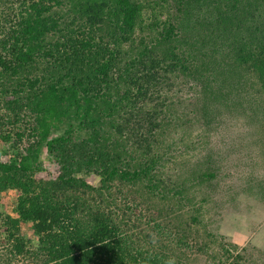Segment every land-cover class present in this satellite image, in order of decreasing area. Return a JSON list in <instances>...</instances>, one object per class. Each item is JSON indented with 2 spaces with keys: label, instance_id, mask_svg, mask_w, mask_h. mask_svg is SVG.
Segmentation results:
<instances>
[{
  "label": "rangeland",
  "instance_id": "1",
  "mask_svg": "<svg viewBox=\"0 0 264 264\" xmlns=\"http://www.w3.org/2000/svg\"><path fill=\"white\" fill-rule=\"evenodd\" d=\"M130 1L140 12L128 41L113 37L119 35L116 28L123 21L122 0H62L64 4L56 9L57 18L64 16L62 29L73 25L80 40L92 37L97 44H109L120 70L140 53L166 58L164 69L155 67L150 58L129 73L141 78L139 85L132 81L136 87L127 84V77V82L119 79L116 69L103 84L104 95L97 104L95 118L101 117V125L94 126L103 151L135 157L137 163H159L148 178L128 186L116 181L108 192L111 203L117 204L113 209L127 218L122 226L128 244L135 253H164L163 260L169 264H264V70L257 68L264 60L257 47L264 40L260 18L264 0ZM255 8L254 16L248 14ZM79 15L91 16L97 24L91 29ZM172 25L174 32L167 37ZM243 46L257 53L244 59ZM92 64L84 65L78 75L93 72L96 63ZM153 75L162 82H150ZM34 120L27 115L23 126L36 127ZM154 121L158 131L149 132ZM30 132L23 143L11 145L21 147L23 153L36 141ZM46 150L40 156L42 170L33 177L37 183L58 181L60 174L56 157ZM13 158L9 152L0 156V163ZM87 180L98 186L101 178L92 175ZM3 182L14 184L7 176ZM157 185L170 197L158 196L159 188L150 190ZM82 191L68 190L63 195L84 198ZM24 194L20 189L1 190L0 218L20 219L17 208ZM27 195L36 203L40 187ZM4 228L0 229L2 257L10 247ZM20 228L37 248L33 224L21 223Z\"/></svg>",
  "mask_w": 264,
  "mask_h": 264
},
{
  "label": "trees",
  "instance_id": "2",
  "mask_svg": "<svg viewBox=\"0 0 264 264\" xmlns=\"http://www.w3.org/2000/svg\"><path fill=\"white\" fill-rule=\"evenodd\" d=\"M61 1L0 0V156L9 152L14 155L10 162L0 163V191L20 189L25 193L19 198L17 208L20 219L0 218V229L5 227V238L10 246L6 256L2 257L0 252V264H14L17 259L22 264H169L163 260L164 253L133 251L123 232L122 225L128 223L127 218L113 209L112 205L117 204L111 203L112 196L108 194L116 181L128 186L148 178L159 163H137L135 157L103 151L102 137L94 126L101 121L100 116L95 117L97 104L104 95L103 84L115 75L116 69L119 79L127 82L128 78L127 84L136 87L141 78L130 74V81L129 73H135L133 70L145 65L150 58L155 67L164 69L166 58L156 55L155 60L151 52L140 53L124 66L126 69L120 70V63L112 59L109 44H97L92 37L84 42L78 38L73 25H67L66 29L60 27L64 16L57 18L56 9L64 4ZM121 3L123 21L116 28L119 35L113 37L128 41L137 26L140 9L130 0ZM71 6L72 10L76 9L73 4ZM256 10L248 14L254 16L252 12ZM79 16V20L91 29L97 24V19L91 16ZM238 17L239 8L236 7V21ZM260 18L264 22V17ZM174 29L172 25L167 37ZM57 34L61 36L59 39L49 40ZM257 47L264 53V40ZM252 49L243 46L240 49L242 58L255 56L257 50ZM92 63H96L93 72L78 75L84 65L92 66ZM40 64L37 70L35 66ZM257 68L260 72L264 70V60ZM33 71L42 73L28 75ZM122 71L126 72L120 74ZM162 80L153 75L150 82ZM27 115L34 117L36 127L23 126ZM155 122L151 123L149 132L158 131ZM28 131L32 134L30 138L36 141L30 142L21 153V147L11 143H23ZM12 148L15 150H10ZM44 149L55 156L60 165L58 181H49L46 186L33 178L42 170L40 156ZM92 175L101 178L100 185L89 184L87 177ZM1 176L3 180L5 176L12 178L14 184L7 186ZM36 186L41 189V198L32 203L27 194ZM157 188L158 196L170 197L169 191L161 193L160 185L150 190ZM78 189L83 190L84 198L72 196L68 199L63 195V192ZM127 192L124 195L130 196ZM91 194L97 198L89 200ZM21 223L33 224L39 241L37 248L22 236Z\"/></svg>",
  "mask_w": 264,
  "mask_h": 264
}]
</instances>
